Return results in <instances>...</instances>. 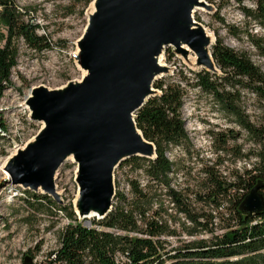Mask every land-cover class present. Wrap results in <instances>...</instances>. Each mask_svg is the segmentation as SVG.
<instances>
[{
  "label": "rangeland",
  "instance_id": "374dc122",
  "mask_svg": "<svg viewBox=\"0 0 264 264\" xmlns=\"http://www.w3.org/2000/svg\"><path fill=\"white\" fill-rule=\"evenodd\" d=\"M93 1L91 0L89 4L86 0L16 1V7L24 20L38 26L36 33L45 37L48 49L35 52L28 48L23 40L16 42L17 65L12 70L10 85L0 99V118L6 127V133H0V264H25L26 259V264L47 263V253L58 248L60 233L71 222L66 217V211L73 209L75 212L78 195L75 182L77 165L72 160H65L54 174L58 200L47 195L53 204L44 201L43 206H30L29 203L33 204L34 201L31 195L46 194L41 190L32 191L11 184L6 166L14 162L16 150L25 147L29 141L32 143L31 140L42 128L41 123L30 118L26 103L29 92L36 87L49 90L61 89L70 82H80L86 74V71L81 70L77 65L75 55L79 51L77 42L87 26ZM206 4L207 7L199 5V9L193 11L194 21L206 30L207 43L203 47L212 46L214 39L219 38L232 50L245 53L264 74V27L254 22L251 17H247L241 10L242 7L255 10L256 0H243L241 4L235 0H213V3L206 2ZM0 34H6L5 30L0 29ZM253 40L262 41L259 43L260 49L255 46ZM181 46L188 51L187 47ZM173 49L174 47H165L161 56V64L165 66V72L159 74L153 81L179 84L185 93L180 114L186 140L176 145L170 143L164 150V156L173 168L171 178L169 173L167 175V182L171 179V182H175L174 186L186 189L187 191L182 190L181 193L186 199L187 210L191 207L200 213L199 210L203 209L201 205L206 204L195 202L190 190L199 196L210 193L211 184L201 174V169L207 168L214 172L220 182L230 183L243 171L236 168L240 167L236 162V153L239 150L243 154L256 153L259 147L248 137L245 129L217 105L209 94L194 86L195 73L202 70L197 67L196 55L191 51L187 54L174 53ZM205 54L207 55L206 52ZM183 78L187 79V82L181 81ZM153 89L156 94V89ZM235 89L239 91L238 106L247 115L248 121L257 127L262 125L261 102L247 90L240 87ZM229 131L239 132L240 137L232 138ZM218 133H222L225 137L218 138ZM209 137L213 142L210 149L206 144L204 145V140L209 141ZM224 140L225 143L221 146ZM217 148L222 149L221 154L217 156L218 159H222L220 165L215 164ZM206 149L209 152L207 154L204 152ZM253 163H256V160ZM253 163L248 164L251 166ZM139 165L141 168H133L129 164L115 168L114 193H120L128 202H132L133 195L129 183L135 181L149 196L147 215L151 216L160 208L161 221L168 215L165 219L167 223L170 220L173 225L174 222L177 224L179 210L170 205L164 206L163 184L156 185L155 181L144 173L148 163L141 161ZM251 175L255 173L252 172ZM230 193L231 196L236 195L234 190H230ZM219 199L225 198L219 196ZM111 204L116 206L118 200L113 198ZM59 209L63 210L59 211ZM78 221L84 225L89 222L90 226L98 230L125 234L115 229L101 227L99 222L102 219L89 218ZM174 231L177 232V237L167 234L160 236V240L164 241L165 251L170 254H174V251L183 249L188 244L187 240L178 238L181 235L180 229L175 228ZM182 231L187 233V229ZM128 235L141 236L133 232ZM199 240L202 239L198 235L194 241ZM173 262L172 259H164V264Z\"/></svg>",
  "mask_w": 264,
  "mask_h": 264
},
{
  "label": "trees",
  "instance_id": "16d2710c",
  "mask_svg": "<svg viewBox=\"0 0 264 264\" xmlns=\"http://www.w3.org/2000/svg\"><path fill=\"white\" fill-rule=\"evenodd\" d=\"M16 1L0 0V29L6 32L0 34V99L10 85L12 70L17 65L16 42L23 40L25 45L35 52L48 49L45 37L36 33L38 26L24 20L16 7ZM90 1L86 0L87 4ZM205 1L213 3V0ZM235 1L238 4L243 2V0ZM241 10L247 17H251L254 22L264 27V0H256V8L253 11L244 7ZM253 43L260 49L261 40H253ZM210 51L219 74L202 69L195 73L194 86L209 94L217 105L247 131L248 137L259 147L256 153H248V155H256L259 159L255 175L248 172L246 178L242 179L238 176L234 185L225 186L214 172L205 169L211 191L204 196L196 195L197 201L210 199L217 204L216 197H231L229 187H244V196L236 202L233 201L229 209L234 224L229 221L225 225L228 231L221 237L195 241L170 254L165 251L164 241L160 240V236L174 234V231L169 230L160 220V208L151 216L147 215L149 196L143 192L137 182L130 181L133 201L128 202L124 195L116 192L114 200H118V204L112 206L107 216L99 222L105 229H115L125 234H113L92 226L86 227L77 220L73 209L66 211V217L71 222L60 233L58 248L47 253L48 261L45 264H164V259H172L174 261L172 264H264V210L259 215L242 214L238 211L244 197L257 184L261 185L259 192L264 199V74L245 53L232 50L219 38L215 39ZM182 80L187 82L185 78ZM239 87L254 94L261 102L262 125L257 127L251 124L247 115L241 111L238 106L239 91L235 89ZM153 88L159 93L150 97L135 113V125L144 139L155 146L156 157L150 160L133 156L122 161L118 167L129 164L133 168H141L140 162H146L148 165L144 173L158 185L167 181L166 174L170 167L164 156L165 148L170 143L176 145L186 140L180 114L185 93L179 84L173 82L165 84L156 81L153 83ZM0 133H6L1 118ZM235 134L229 131L232 138H235ZM217 136L225 137L222 133H218ZM224 143L225 140L221 146ZM240 155L239 150L235 156ZM31 197L34 201L33 204L29 203L30 206H43L44 201L53 204L47 195H31ZM173 198L178 210L185 212L197 227L206 226L198 222V218L205 212L194 214L191 207L187 210L186 199L181 194L173 193ZM48 207L50 208L49 205ZM61 210L63 209H59ZM209 218L207 216V219ZM130 232L141 236H129ZM119 257H125L127 261L122 263L121 260H117Z\"/></svg>",
  "mask_w": 264,
  "mask_h": 264
},
{
  "label": "water",
  "instance_id": "95a60500",
  "mask_svg": "<svg viewBox=\"0 0 264 264\" xmlns=\"http://www.w3.org/2000/svg\"><path fill=\"white\" fill-rule=\"evenodd\" d=\"M131 2H136L138 6L137 13H139L136 15L131 14L129 7ZM197 4L207 7L205 0H97L96 11L89 17V21L87 20L86 31L84 30L77 42L79 51L77 50L75 59L79 68L86 71L82 80L79 83H68L61 88V91L36 87L30 91L31 94L26 99L31 120L41 123L42 128L31 140L32 143L29 141L25 147L16 150L14 162L6 166L11 184L32 191L41 190L43 194L58 200L54 186V174L67 160V157L72 155L73 162L77 165L75 182L80 209L77 212L75 207V214L78 220L85 219L90 210L99 212L100 219L105 218L112 209L111 202L115 195L113 184L115 168L122 161L133 156L150 160L156 157L155 146L145 140L136 128L135 113L150 97L159 93L156 90L155 94L152 87L155 78L165 72V66L158 62L165 47H174V53L179 54L185 52L187 54L191 51L196 55L197 67L219 74L211 51V60L204 51L203 46L207 43L206 30L193 19V6ZM119 16H124L122 22L133 21V34L125 32L131 26L123 23L121 24L123 29L119 34L117 32L116 38L113 37L112 32L115 29L119 31L116 24ZM161 26H166L168 32L164 31L154 37H143L150 28L158 29ZM166 33L170 36H166ZM214 43L215 39L212 44ZM181 45L187 47L188 51ZM136 61L142 62L143 66L136 76V87L131 91L128 86L126 88L124 81L121 82L123 80L121 78L126 70L125 67L133 66ZM116 89L122 90L123 96L127 91L130 98L132 97V103L119 117V124L122 134L132 138L133 149L122 147L102 164L101 170L95 171V165H91V162L98 159V154L92 151L99 150V148L95 145V149H92L93 143H89L83 126L88 129L87 123L91 119L98 120L97 117H100L98 112H102L103 104H106L104 100L109 98L113 92L115 94ZM67 112H70L69 119L75 122L69 125L68 133L71 129L74 132L73 128L74 130L79 128L76 125L81 126L77 129L78 134L72 133L74 134L72 138L68 136L71 139L70 142L65 139L67 135L54 134L64 126L62 124L59 127L57 122L55 126L54 120L57 121L60 117L65 118L68 115ZM56 136L62 139L58 140ZM74 145L79 150H74ZM81 156L84 161L86 160L88 168H83L84 161ZM35 171H39V174L32 173ZM98 173L100 178L97 179ZM260 187L261 185L257 184L249 191L240 203L238 211L242 214L259 215L264 210V199L259 192ZM85 225L90 226L89 222ZM26 262L27 259L25 264Z\"/></svg>",
  "mask_w": 264,
  "mask_h": 264
},
{
  "label": "bare ground",
  "instance_id": "6f19581e",
  "mask_svg": "<svg viewBox=\"0 0 264 264\" xmlns=\"http://www.w3.org/2000/svg\"><path fill=\"white\" fill-rule=\"evenodd\" d=\"M135 3H132L129 6L131 8V14L132 15H136V14L139 13V12L137 13L138 6ZM96 7H97V0H94L92 2V4H91V10H90L89 17L96 11ZM193 9L194 10L195 9L196 10L199 9L198 4L195 5V6H193ZM123 17L124 16H119V19L117 18L118 19V22H116V24L118 25L119 31L117 29H115L114 32H112L113 33L112 35H114L113 36L114 38H116V35H118L119 32L123 29V26L121 25V24L125 23V22H122V21H124L123 20ZM131 19H132V16H131ZM127 23L131 27L129 29H127L128 32H127V30L125 32L128 33V34H130V33L133 34L132 33V27H133V24H134L133 21H129L128 20V22H126L125 24H127ZM195 26H197V24H195ZM164 31L165 32L167 31V27L166 26H161L158 29H154L152 27V28H150V30H148V32H145V34L143 35V37L144 38L145 37H154V36H156L158 34L163 33ZM117 32H118V34H117ZM166 36L169 37L170 34L169 33H166ZM133 39H132V41H133ZM147 45H149V44L147 43ZM127 46H129V44ZM210 49H211V46L210 45L207 46V47H204V51L207 53L208 57L211 60V57H210ZM139 55H141V54H139ZM138 61H141V60H138ZM158 62H159V64H161V58L160 57L158 58ZM142 66H143V63L142 62L139 63V62L136 61L133 64V66H130V67L129 66H126L125 67L126 70H125L124 74L122 75V78L121 79H123V80L121 82L123 83V81H124V85H126V88L128 86V88L131 91H133L134 87H136V82H137L136 76H138V71H140V69L142 68ZM61 90L62 89H59L58 91H61ZM115 91H116L115 94H114V92L111 95L109 94L110 95V96L108 95L109 98H107V99L104 100V102H106V104H103V107L101 109L103 111L102 112H98L100 114V117H97L96 116L98 120L97 121H93L94 118H93V120L91 119L88 122L89 123V126H88V123H87V127H88L89 130L86 127L83 126V129L86 130V132H87V133L85 132V134L88 136L87 138L89 139V140L88 139L87 140L89 141V143H93L92 144V149L93 148L95 149V145H97V148H99V150H93L92 151V153L98 154V157H97L98 159H96V160L94 159L95 161L91 162V165H95L94 166L95 171L101 170L100 168H102V164L105 163V162H107V160H109L122 147H127L129 149H133V147H132V140H131L132 138H130L128 135L124 136L122 134V132L120 131V124H119V117H120L121 113L124 110H126L130 106V104L132 103V97L130 98V95H129V93L127 91H126V93H125L124 96H123V93L124 92L122 93V90L116 89ZM30 94H31V92H29L28 97L30 96ZM69 113L67 112L68 115L65 116V118L64 117L63 118L60 117L59 119H57V121L54 120L55 126H56V122H57V125L59 127L62 124H64V126L62 127V129L59 130L57 133L54 132V134L55 135L58 134V133L59 134H62V135L65 134V135H67V137L65 138L66 141L68 140L70 142L71 139H69V138H72L71 136L74 137V134H72V133L78 134L77 133V131H78L77 129L81 128V126L80 125L79 126L76 125L79 128H76V130H74V128H73V131L74 132H72L71 131L72 129H71L69 131L71 134L68 133V127H69V125L71 123H75V122H72L69 119V117H70L69 116L70 115ZM101 115H103V117H101ZM90 124H92L94 127L92 125L90 126ZM66 129H67V131H65ZM66 133H68L69 135L66 134ZM137 133L139 134L138 131H137ZM81 135H83V134H81ZM95 135H96V137H95ZM68 136H69V138H68ZM75 136H78V135H75ZM56 139L61 140L62 137L56 136ZM74 148H75L74 150H79L78 147H76V146ZM67 159L74 161V158H73L72 155L68 156ZM81 159L84 161V158L82 156H81ZM83 164H84V166H83L84 169L89 167L86 164V160L84 161ZM32 173L33 174H39V171H35V172H32ZM99 173H101V172L99 171ZM99 173L96 176L97 179L100 178ZM83 174H84V176L86 175L85 173H83ZM75 207H76V210L78 212L79 209H80L79 194L77 195V198H76V201H75ZM100 215L101 214H99V212H97L95 210H90L89 214L85 216L86 217L85 219H89V218L100 219L99 218Z\"/></svg>",
  "mask_w": 264,
  "mask_h": 264
},
{
  "label": "built area",
  "instance_id": "2783aa9c",
  "mask_svg": "<svg viewBox=\"0 0 264 264\" xmlns=\"http://www.w3.org/2000/svg\"><path fill=\"white\" fill-rule=\"evenodd\" d=\"M245 132L247 134V131H245ZM236 134L238 137H240L239 132H236ZM212 143L213 142L210 141V137H209V141L204 140V145L206 144L208 149H210L209 147ZM16 146H18V145L16 144ZM208 149L204 150V152L206 154L209 153ZM220 150H222V149L216 150V160H217V161H215L216 165H220L222 162V159H218V157H217L218 154H221ZM235 158L237 159L236 162L238 163V166H240V167H236V168L239 171L243 170L242 174L239 175L241 178L244 179L246 177V173H248V172L255 173L257 171L255 169H257L256 167L259 164V159L256 155H254V154L248 155V153H246V154L241 153L240 156H238V157L235 156ZM254 160H256V163H253ZM248 163H250V164L253 163V165L249 166ZM170 167L171 168L169 169V172H168L170 174L169 178H171V175L173 174L172 164H170ZM205 169H207V168H205ZM205 169H201L200 172L202 175H204V178L208 182L207 172H205ZM168 173L166 174V179H167V175H169ZM237 178H238V176L236 177V180H233L232 182L230 181V183L223 184V185H225V186L234 185L237 182ZM162 184H163L162 185V193H163V197L165 198L164 206L170 205L171 207H174L176 209L177 206H176V202L174 201V198H173V193H177V194L182 195L181 191L183 189H180V188L174 186L175 182H171V179L169 180V182L166 181ZM229 189L234 190L236 195H232L230 198L227 196H223L225 198L224 200H220L219 198H217V197L215 198V196H213L212 199L215 198L217 200V204L214 203L213 201H211L210 199H204L203 201H199L200 203L206 204V205H201L203 210H201V209L199 210L200 213L205 212V214L203 213L204 215L198 218V222L201 223V225L202 224L206 225L205 227H203V226L197 227L195 222L190 217H188L185 212H181L180 210L178 213V217H179L180 222L178 220L177 224L174 222V225H173L172 222L169 220L167 223V221L165 219L168 218V215L165 214V215H167V218H165L163 220V223L166 225V227L168 229H169V225H170V227L172 228L171 231H174L175 228L178 230L180 229L181 235L178 236V238H182L184 240H187L188 244L192 243V241L195 242L194 240L197 239L198 235L200 236V239H202V240H207L210 237L211 238L212 237H221L223 234H225L228 231L227 228H225V225L229 221L231 222L232 225L234 224V220H231V218L233 217L232 212L229 211V209L231 207V203L233 201L236 202V201L240 200L245 194L244 187L243 188L242 187L235 188L234 186L233 187L231 186V187H229ZM183 191L185 192L187 190L184 189ZM190 194L192 196H194V201L198 202L196 195L193 194L191 190H190ZM191 209H193V208H191ZM204 209H206V210H204ZM169 210H171V209L169 208ZM177 210H178V208H177ZM192 213L196 214L197 212L195 210H193ZM205 215L209 216L210 218L207 219V216H205ZM86 227H91V226H86ZM183 229H187V233L182 231ZM113 233L117 234V232H113ZM167 235L177 237V232L174 231V234H167ZM163 236H165V235H163ZM117 260H121L122 263L127 261V259L125 257H119Z\"/></svg>",
  "mask_w": 264,
  "mask_h": 264
}]
</instances>
